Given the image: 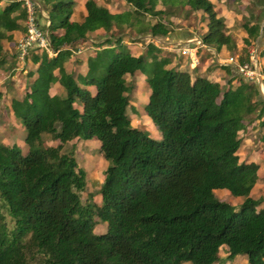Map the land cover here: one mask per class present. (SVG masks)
Listing matches in <instances>:
<instances>
[{"label": "trees", "instance_id": "obj_1", "mask_svg": "<svg viewBox=\"0 0 264 264\" xmlns=\"http://www.w3.org/2000/svg\"><path fill=\"white\" fill-rule=\"evenodd\" d=\"M123 1L128 9L110 12L85 0L79 20L70 19L74 0H38L44 20L35 6L51 54L28 49L22 61L34 70L27 72L21 95L10 99L25 130V149L0 143V264H215L221 244L226 258L241 255L247 264H264V209L248 196L257 164L236 154L239 131L256 119L264 126L256 85L231 75L229 64L218 66L229 76L223 83L197 67L179 68L175 54L151 41L134 54L121 35L111 33L128 28L135 35L166 36L168 17L200 11V43L215 51L224 47L244 63L247 47L259 33L264 37V24L256 18L241 22L246 35L237 49L210 0ZM259 3L257 18L264 15V0ZM24 18L20 2L0 0V52L2 41L15 44L25 33ZM97 30L108 34L94 43L84 72L66 70L71 50ZM11 57L17 60L14 46ZM134 75H142L149 89L142 108L158 139L129 126L125 117V76ZM54 80L61 95L49 94ZM42 134L57 143L40 146ZM90 137L106 160L98 204L81 202L84 171L72 151H62L65 143ZM214 189L243 199L233 208ZM94 217L105 222L104 231L93 233Z\"/></svg>", "mask_w": 264, "mask_h": 264}, {"label": "rangeland", "instance_id": "obj_2", "mask_svg": "<svg viewBox=\"0 0 264 264\" xmlns=\"http://www.w3.org/2000/svg\"><path fill=\"white\" fill-rule=\"evenodd\" d=\"M218 5H224L234 14H237L238 19L234 17V22H232V27L234 30L233 38L235 42L239 43V47H242L240 31L243 29L240 27V23L244 22L246 19H255L259 23L260 27L264 24V15L260 14L262 17H256L261 9L259 0H214ZM2 2V0H1ZM98 5L106 7L110 12H121L129 8V6L123 0H95ZM78 8V5H76ZM157 8H161L157 4ZM183 12L175 13L174 15L168 17L170 22V33L166 36H156L151 37L147 33H142L140 35H135L134 31L128 28H112L111 33L113 35H121L123 37V42L130 48L132 53H138L144 43L151 41L154 44L160 46L163 52H170L175 54L177 57L172 58V62L185 61L187 57L179 54L178 50L188 47L183 44H173V38L171 33L175 30H181L183 28L190 29L196 36H199L200 29L204 23L202 13L200 11L190 12L186 16ZM222 19L223 16L219 15ZM149 22L154 21V17L145 16ZM38 19V18H37ZM258 19V20H257ZM39 20V19H38ZM224 20V19H223ZM41 24V20H39ZM239 33V34H238ZM107 32L96 31L89 33L87 35V40L83 43L78 44L76 47L79 49H84L78 55H73L69 59V65L72 66L74 60L86 56L88 53H93V49L86 48L89 45H94L95 42L102 40V38L107 35ZM261 33L258 34L257 38H260ZM173 35V34H172ZM262 37V36H261ZM89 39V40H88ZM138 41H134L137 40ZM3 50L0 52V58H3L5 63L0 64V143L10 145L15 143L23 151L25 145L23 144V136L25 134L24 127L20 122L13 116L10 109V99L12 96H20L22 88L25 81L30 80L26 76L27 72H33L34 67L28 61H19L12 59V51L14 46V39L9 41H2ZM75 47V48H76ZM94 47V46H93ZM74 48V49H75ZM249 54L253 57V61L256 60L259 53L260 47L257 42L251 43L247 47ZM3 52V53H2ZM72 54V53H71ZM234 58V57H233ZM236 59V56H235ZM185 63V62H184ZM67 65V67L69 66ZM75 73V71H73ZM125 81L129 86L127 91V105L125 106V117L128 120L129 126L140 129L146 133L149 137L154 139L159 138V131L156 125L146 116L142 105L146 100L149 93V89L145 86L142 75L125 76ZM57 140L51 137L49 134H42L40 136L38 144L40 146L55 145ZM99 142L96 138L90 137L88 139H73L62 146V151H72L76 164L78 167L82 168L84 171V189L79 192V197L81 202H94L99 203L98 189L102 182V171L106 164V160L102 158L98 151ZM214 195L216 198L223 200L230 204L233 208H237L242 201L243 197H236L228 194L224 189H214ZM260 193L257 189L249 192L248 196L252 198L260 197ZM264 208L263 205H258L257 208ZM3 211V210H2ZM3 219L6 225L10 226V219L7 214L3 211ZM95 224L93 226V233H99L104 231L105 222L99 221L94 217ZM218 260L215 264H247L244 257L241 255H235L233 258H226V247L224 245H219L217 248ZM188 264V263H184Z\"/></svg>", "mask_w": 264, "mask_h": 264}, {"label": "crops", "instance_id": "obj_3", "mask_svg": "<svg viewBox=\"0 0 264 264\" xmlns=\"http://www.w3.org/2000/svg\"><path fill=\"white\" fill-rule=\"evenodd\" d=\"M34 1L38 7L41 18H43L44 20L46 16L45 11L42 9L41 5H39L38 0H34ZM84 1L85 0H74L73 10L70 16L71 20H79L85 14L84 7H83ZM210 1L213 4L214 9L217 12V15L223 16V19H224L223 22L225 24L227 32H229L233 37L234 34H237V33H234V30H233L234 28L231 29L229 27H232L233 25L232 24V22H234L233 15H235L236 19H238L240 16L238 17L237 14H234L233 12H231L224 5H218L216 1L214 0H210ZM76 5H78V8L76 7ZM41 18L40 20L43 21ZM230 19L232 20V22H229ZM202 25L203 26L200 29L199 35L205 30L204 23ZM239 35L242 38L246 34L244 31H240ZM171 36L173 38V44L176 43L175 46H178L179 44H183V45L188 46L186 48L189 49V55L182 54L178 50L179 54L187 57L185 61H182V63L179 64L178 66L179 68H183L186 64H188L189 68L197 67L199 72L202 75H204L207 79L217 81L218 83H223L225 82L226 79H228L229 76H227L224 73V71L218 67L221 64H229L226 62V60L230 56V54L224 47H221L218 51H215L212 48L203 46L202 44L200 46L196 45L195 41L199 40V36H196L190 29H187V28H183L178 31L175 30L171 33ZM85 40H87V37L81 43H83ZM254 42H257L258 46L260 47L259 53L255 60V64L257 68L260 70V68H264V37L262 36L260 38H256ZM236 47L237 49L239 48L238 42L236 43ZM86 48L93 49L94 51V48L92 45H89ZM83 50L79 49V47L78 48L76 47L75 49L73 48L71 50L72 54L70 55L69 59H71L73 55H78ZM92 54L93 53H88L86 56L92 55ZM86 56L83 57V60L82 58H78L77 61H75L72 64V66L69 65V62H68L69 60H68L65 63V69L75 71V73H83L85 69ZM191 57H194V59L196 60L195 63L191 62L190 60ZM67 65L69 66L67 67ZM229 65L231 66L230 68L231 75L235 74L233 66L231 64ZM53 73L55 74L56 72L54 71ZM234 81L235 80H232V82ZM62 93H63V90L59 86L58 82L54 80L50 84L49 94L50 95L52 94L61 95ZM239 136H240L241 141L236 151L238 159L241 161L253 162L257 164V170H256L257 177L251 189L249 190V192H251L254 189H257L261 195L260 197H256L255 199L259 200V205L264 206V126L263 127L259 126L258 120L256 119L252 121L250 124L246 125L243 129H241L239 131Z\"/></svg>", "mask_w": 264, "mask_h": 264}, {"label": "built area", "instance_id": "obj_4", "mask_svg": "<svg viewBox=\"0 0 264 264\" xmlns=\"http://www.w3.org/2000/svg\"><path fill=\"white\" fill-rule=\"evenodd\" d=\"M18 1L21 3L25 10L24 26L25 33L18 36L15 44V58L22 61L28 53V49L31 47H39L45 50L48 54H51L49 48L48 39L45 29L41 28L34 16V10L36 3L34 0H10ZM196 45L200 46L199 40L195 41ZM182 54L189 55V49H179ZM253 57L249 54L248 62L237 63L232 56H229L226 60L227 63L233 66L234 72L239 75L243 80L254 83L257 87L258 93L264 98V76L257 68ZM191 62L195 63L194 57H191Z\"/></svg>", "mask_w": 264, "mask_h": 264}, {"label": "water", "instance_id": "obj_5", "mask_svg": "<svg viewBox=\"0 0 264 264\" xmlns=\"http://www.w3.org/2000/svg\"><path fill=\"white\" fill-rule=\"evenodd\" d=\"M260 95V94H259ZM261 98H263L261 95H260Z\"/></svg>", "mask_w": 264, "mask_h": 264}]
</instances>
